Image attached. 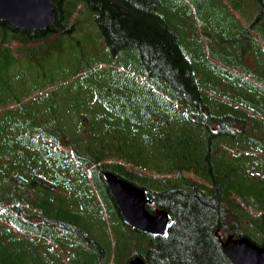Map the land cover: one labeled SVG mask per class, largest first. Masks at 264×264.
Wrapping results in <instances>:
<instances>
[{
  "label": "trees",
  "instance_id": "16d2710c",
  "mask_svg": "<svg viewBox=\"0 0 264 264\" xmlns=\"http://www.w3.org/2000/svg\"><path fill=\"white\" fill-rule=\"evenodd\" d=\"M162 1L53 0L55 21L44 29L0 20V96L15 97L22 115L0 111V264H116L110 236L104 247L94 233L101 224L108 229L104 201L119 213L128 255L147 264H234L218 230L264 238V69L256 81L233 76V99H213ZM229 2L243 31L264 32V0ZM82 6L85 18L76 16ZM94 24L101 32L87 30ZM128 48L142 78L116 81L122 91L108 83L107 67L82 66L93 49L126 56ZM69 62L74 79L33 92L49 99L19 98L20 85L61 78ZM227 140L245 152L227 158ZM105 171L148 189V208H165L173 220L168 236L124 220Z\"/></svg>",
  "mask_w": 264,
  "mask_h": 264
},
{
  "label": "rangeland",
  "instance_id": "374dc122",
  "mask_svg": "<svg viewBox=\"0 0 264 264\" xmlns=\"http://www.w3.org/2000/svg\"><path fill=\"white\" fill-rule=\"evenodd\" d=\"M248 2L251 4L253 0H248ZM241 3L243 4L242 0ZM162 10L171 28L178 31L181 36L186 52L198 70V76L203 82L204 90L213 99L229 101V99L234 98L237 94V89L232 82V77L237 74L249 77L253 81H256L257 78L259 80L260 69H264V37L262 35L264 32H258V29H255L254 32L243 31L245 29L243 18L232 10L229 0H163ZM76 16L85 18L88 16V10L82 6ZM93 26L88 25L87 30H92L91 32L96 34L101 32L96 24ZM245 32L249 35L248 39L244 36ZM84 38L89 40L91 37L87 36ZM81 39L80 37L79 43H76L77 48L80 50ZM102 39L103 41L99 39L100 46L104 45V38ZM125 53L126 56H107L93 49L85 56L82 66L90 67L97 64L96 66L107 67L111 73V77H108V83H112L114 90L122 91L121 86H118L116 81L123 80L129 83L131 81L130 75L142 78L133 60L135 59L133 56L134 52L128 48ZM215 68L218 69L217 72ZM76 69V63L69 62L64 68H61L60 72L62 71L63 74L61 78L51 79V77H43L39 83L33 84L28 81V83L20 85L19 88L23 89L18 91L19 98L29 103L37 99L48 98L46 96L33 97L32 95L39 88H42L41 94H48L50 86L60 89L66 79V75L69 76L70 80L74 79L72 74L75 73ZM12 73L16 72L11 71ZM83 74L81 73L77 76L80 77ZM30 76L34 77L35 80L37 79V74L34 70ZM243 90H247V87H244ZM0 92H3L2 87ZM0 98L2 99L0 103L1 117H7L8 115L22 116L20 106L17 103L18 100L15 97H11L8 101L4 100V96H0ZM242 100L244 99L242 98ZM24 104L26 106L29 105L27 103ZM239 106L245 108L244 104H239ZM248 111L251 112L252 109H248ZM213 125H215L214 122ZM0 143L6 144L4 135L1 132ZM222 145L225 149H222V152L229 159H234L233 153H236L238 148L245 152L232 140L222 142ZM96 199L103 200L99 196ZM104 204L106 208H104L105 213L102 215L106 219L108 229H105L101 224L96 226L94 233L104 247L108 246L110 236L112 244L111 259H114L116 264H126L132 254L128 255V243L117 232L118 226L116 224L120 222L119 213L114 204L108 205L106 201H104ZM24 206L26 209H31L30 203H24ZM250 209L252 214H255V210L251 207ZM100 221L101 218H98L97 223ZM1 223L5 224L6 222L1 220ZM8 226L15 231V228L10 224ZM16 230L18 231V229ZM255 239L258 242L263 241V238H258V235H255Z\"/></svg>",
  "mask_w": 264,
  "mask_h": 264
},
{
  "label": "water",
  "instance_id": "95a60500",
  "mask_svg": "<svg viewBox=\"0 0 264 264\" xmlns=\"http://www.w3.org/2000/svg\"><path fill=\"white\" fill-rule=\"evenodd\" d=\"M0 20L25 30L47 28L55 21L53 0H0ZM104 179L125 221L151 235L169 234L173 225L170 213L165 208L157 207L153 212L147 208L151 199L146 188L112 171H105ZM219 238L224 253L234 264H264V242L258 244L249 236L234 234ZM129 264H146V261L136 255Z\"/></svg>",
  "mask_w": 264,
  "mask_h": 264
}]
</instances>
